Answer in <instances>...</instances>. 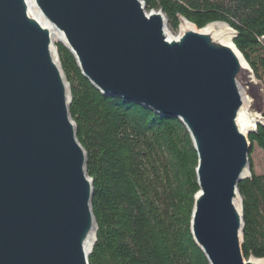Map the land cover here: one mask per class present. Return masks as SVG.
<instances>
[{
	"label": "water",
	"instance_id": "obj_1",
	"mask_svg": "<svg viewBox=\"0 0 264 264\" xmlns=\"http://www.w3.org/2000/svg\"><path fill=\"white\" fill-rule=\"evenodd\" d=\"M213 25L221 30L204 31ZM179 27L173 36L144 0H0V264H90L97 240L89 154L57 44L102 95L186 127L198 155L190 229L208 263L264 264L243 252L239 190L253 176L262 85L242 87L256 76L228 23L180 16Z\"/></svg>",
	"mask_w": 264,
	"mask_h": 264
},
{
	"label": "trees",
	"instance_id": "obj_2",
	"mask_svg": "<svg viewBox=\"0 0 264 264\" xmlns=\"http://www.w3.org/2000/svg\"><path fill=\"white\" fill-rule=\"evenodd\" d=\"M144 1L148 10L162 9L176 30L180 16L199 28L222 21L236 29L234 42L262 83L264 98V0ZM57 45L94 179L98 230L90 264H209L191 235L198 155L186 127L174 117L102 95L72 54ZM250 140L251 155L259 149L263 158L257 166L252 159L253 176L239 184L243 252L264 258V124Z\"/></svg>",
	"mask_w": 264,
	"mask_h": 264
},
{
	"label": "rangeland",
	"instance_id": "obj_3",
	"mask_svg": "<svg viewBox=\"0 0 264 264\" xmlns=\"http://www.w3.org/2000/svg\"><path fill=\"white\" fill-rule=\"evenodd\" d=\"M169 28H170L171 34L173 36H177L179 34V32H180V27L176 30V29L172 28L170 23H169ZM56 41H57V39L55 40V42ZM257 80H258L257 78H256V80L252 79V82L250 83V81L248 79L245 80V78H242V81H241L242 82V87L244 89H246L247 92L251 91L250 89L254 86V82L256 83ZM260 84L262 85L261 82H260ZM262 94H263V87H262ZM257 110H254V111H257ZM250 158H251L250 161H251V168H252V159H253V163L257 166V165H259L261 163V159L263 158V155H262V153H261V151L259 149H256L254 152H252V155H251V152H250ZM258 170H261V166H258Z\"/></svg>",
	"mask_w": 264,
	"mask_h": 264
},
{
	"label": "bare ground",
	"instance_id": "obj_4",
	"mask_svg": "<svg viewBox=\"0 0 264 264\" xmlns=\"http://www.w3.org/2000/svg\"><path fill=\"white\" fill-rule=\"evenodd\" d=\"M219 29L221 30V28L219 26L213 25V26L208 27L207 29H204V31L216 34V31ZM224 42L228 45L233 44L231 39L226 38V37H224ZM244 121H245V117L243 119V123H244ZM247 124H248V128H250V127L253 128L255 125V120L251 118Z\"/></svg>",
	"mask_w": 264,
	"mask_h": 264
}]
</instances>
